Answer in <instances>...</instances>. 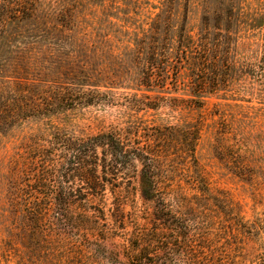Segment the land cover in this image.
<instances>
[{"label": "trees", "instance_id": "16d2710c", "mask_svg": "<svg viewBox=\"0 0 264 264\" xmlns=\"http://www.w3.org/2000/svg\"><path fill=\"white\" fill-rule=\"evenodd\" d=\"M173 1L151 6L150 16L139 24L127 5L0 0V133L32 119L50 122L49 137L27 145L22 159L14 161L26 163L22 174L16 178V170L10 179L8 199L21 214L28 239L32 232L46 233L50 214L70 221L77 200L104 198L108 185L119 183V174L128 182L139 176L143 198L155 203L162 221L175 207L195 210L184 200L189 189L214 206L231 208L212 193L202 174L197 157L201 122L151 124L139 114L163 107L162 95L178 84L183 69L189 96L170 97V109H202L205 98L224 94L237 77L264 82V56L258 68L241 67L231 58L236 27L248 25L264 40V15L243 23L233 2L217 0L206 8L195 38L187 20L178 22ZM115 90L124 91L120 106L126 115L107 130L78 137L53 121L81 106L105 105L102 94ZM179 167L192 188H185V178L176 180ZM76 178L86 190L80 197L70 186ZM53 188L56 194H50ZM136 257L135 264L144 262L142 253Z\"/></svg>", "mask_w": 264, "mask_h": 264}, {"label": "rangeland", "instance_id": "374dc122", "mask_svg": "<svg viewBox=\"0 0 264 264\" xmlns=\"http://www.w3.org/2000/svg\"><path fill=\"white\" fill-rule=\"evenodd\" d=\"M163 1L94 0L131 6L139 24L150 16L151 6ZM216 1L174 0L178 22L187 20L196 38L206 8ZM228 2L241 11L243 23L253 15H264V0H224ZM234 32L231 58L241 67L263 65L262 34L248 25ZM187 85L183 69L178 84L162 95L163 107L142 111L139 117L151 124L201 122L197 146L201 171L212 193L230 205L228 211L196 196L179 167L176 180L185 178L183 185L189 190L184 200L193 203L195 210L175 207L167 222L159 220L155 203L141 194L139 176L128 182L127 176L119 174V183L108 185L104 198L77 200L68 215L70 221L50 214L44 224L46 233L39 232V224V231L28 239L8 192L10 179L16 177V170V178L20 177L26 164L14 161L35 138L44 140L50 134V122L32 119L0 133V264H135L141 253L145 256L142 264H264V82L237 77L224 94L205 98L202 109H170L167 103L172 96L188 98ZM123 92L102 94L105 105L81 106L53 121L78 137L96 135L125 118L120 106ZM110 100L114 105L106 104ZM70 186L75 196L86 192L79 178ZM56 192V188L50 190V194Z\"/></svg>", "mask_w": 264, "mask_h": 264}]
</instances>
